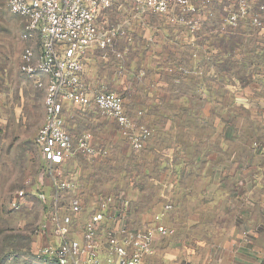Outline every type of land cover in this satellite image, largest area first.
<instances>
[{
  "label": "crops",
  "instance_id": "crops-1",
  "mask_svg": "<svg viewBox=\"0 0 264 264\" xmlns=\"http://www.w3.org/2000/svg\"><path fill=\"white\" fill-rule=\"evenodd\" d=\"M206 23L194 34L179 26L163 29L168 46H160L164 34L159 32L154 37L158 45L112 46L105 50V57L103 50L91 46L83 59L82 78L88 91L103 92L96 90V84L107 85L112 73L118 72L117 90L127 112L151 130L142 149L148 159L156 157L160 168L140 174L164 188L162 207L141 213L136 198L144 190L116 191L128 203L124 224L146 228L162 223L172 229L168 235L154 237L152 252L142 264H264V80L259 76L264 46L210 42L215 31ZM257 30L264 39V29ZM242 60L248 66L257 65L256 77L250 71L240 72ZM130 72L136 76L133 82L126 80ZM5 96L6 92H0V116L6 117L0 121L7 131L10 123L13 131L15 110L1 101ZM66 129L74 140L75 135ZM4 143L8 147V140ZM71 162L73 156L62 168L76 188L61 192L57 200L50 177L40 174L34 183L29 178L23 182L30 198L25 196L16 212L8 206L15 192L5 193L0 187V261L35 253L39 246L57 245L60 238L52 235L48 210L56 204L63 215L64 204L68 206L74 196L80 197L84 209L77 213L68 209L67 237L81 238L80 229L101 194L84 195L77 170L68 168ZM8 171L0 170V182ZM167 205L170 208L165 210ZM162 212L156 222L154 216ZM116 216L108 223H116ZM33 223L30 235L27 229ZM17 233H29L26 244H16Z\"/></svg>",
  "mask_w": 264,
  "mask_h": 264
},
{
  "label": "built area",
  "instance_id": "built-area-1",
  "mask_svg": "<svg viewBox=\"0 0 264 264\" xmlns=\"http://www.w3.org/2000/svg\"><path fill=\"white\" fill-rule=\"evenodd\" d=\"M6 0L9 11L25 20L21 37L29 45L21 52L19 70L32 78L44 91V122L34 141L49 167L54 187V199L61 192L76 186L63 164L76 152L96 157L105 151L91 146L87 134L73 140L66 129L64 106L66 102L81 107L93 106L102 115L111 118L133 150H141L151 135L150 128L127 112L123 97L115 92L88 91L82 78L84 56L88 48L97 46L106 51L117 36L125 34L119 26L100 30L98 16L115 5L126 4L135 17L161 15L170 26L182 27L187 33H198L206 20L215 17L213 7L223 5L224 13L218 18L219 28H235L249 17L258 30L264 29V1L259 14L250 16L249 0ZM119 56V54H117ZM259 76L264 80V59ZM142 117V112H137ZM25 189L17 190L8 206L19 210L25 198ZM96 209L81 228V238H68L71 217L59 215L57 205L48 213L52 235L60 238L57 245L39 246L36 259L44 264H142L152 252L156 235L165 236L172 229L162 223L146 228H130L122 222L128 203L118 193L97 198ZM71 212L82 209L80 197L68 203ZM170 206H165V210ZM116 223L109 224L113 215ZM163 212L154 216L155 221Z\"/></svg>",
  "mask_w": 264,
  "mask_h": 264
},
{
  "label": "rangeland",
  "instance_id": "rangeland-1",
  "mask_svg": "<svg viewBox=\"0 0 264 264\" xmlns=\"http://www.w3.org/2000/svg\"><path fill=\"white\" fill-rule=\"evenodd\" d=\"M263 1L249 0L250 16L259 14V4ZM228 3H233V0ZM222 6L213 7L215 17L207 20L206 23L208 28L212 29L211 32L215 31L210 35V42L213 40L215 43V40L218 39L219 44L223 46H264V39L256 33V28L249 22V17L242 20L235 30L219 28L217 20L224 13ZM262 19L264 20V17ZM111 25L119 26L125 31V34L115 38L112 46H155L158 44L156 41L154 42V37H158L159 32L164 34L162 30H167L170 27L167 20L161 15L148 14L140 18L135 17L126 4L115 5L104 10L98 16V29L105 30ZM24 26L25 20L9 11L6 0H0V92H6L5 100L1 101L6 103L9 110H15L13 131H10V123L7 131L3 126L5 122L0 121V150L2 152L0 153V170L9 168L8 176H5L0 182V187L6 191L5 193L9 189L11 193L21 189L23 182L28 178L34 183V178L38 174L49 178L50 173L49 167L42 160L41 152L34 141L39 127L44 122V91L35 85L32 78L19 70L21 52L29 45V42L21 37ZM213 26H215V30ZM165 34V37L163 36L164 45L160 44V46H168L166 40L168 36ZM198 37L195 35L196 41ZM243 56L241 55L240 58L247 59ZM242 61L244 62L240 66V72L245 74L250 71V75L256 77L258 75L257 65L248 66L244 64L245 60ZM130 74L131 76L128 75L125 78L129 82H133L136 76L131 72ZM119 78H121V74L113 72L107 85L97 83L96 90L111 91L121 95V91L117 90ZM22 103L24 105H21ZM5 118V115L0 116V120H6ZM64 118L67 128L75 135L74 140L81 134H87L91 146L105 151V154L98 155V158L76 152L73 155L74 162L68 165V168L77 170L78 177H80L79 188L85 196H90L93 192L104 196L119 190L132 193L134 188H139L144 190V193L136 198V200H140L138 209L142 211L141 213L158 211L162 207L165 200L164 188L155 185L152 179L141 177L140 174L144 169L149 170L153 167L157 170L160 168L156 157L148 159L147 152H144L143 149L133 150L115 122L102 115L93 106L79 108L66 102ZM4 140H8V147ZM5 152H8V157L5 156ZM9 161L13 162V168ZM161 194L162 196H160ZM25 196L30 198L27 191ZM65 200L66 198L63 199V201ZM68 209L69 206L64 204L63 211L67 213L65 215H69L70 209ZM83 209L82 204L81 211ZM59 210L57 213L62 215ZM50 211L49 209L48 213ZM33 216L36 219L37 214L35 213ZM35 225L36 223H33L27 229L30 235L34 234ZM27 234L17 233L15 235L16 244H26ZM0 264L44 263L36 259V253L30 251L24 256L16 255L14 259L0 261Z\"/></svg>",
  "mask_w": 264,
  "mask_h": 264
},
{
  "label": "trees",
  "instance_id": "trees-1",
  "mask_svg": "<svg viewBox=\"0 0 264 264\" xmlns=\"http://www.w3.org/2000/svg\"><path fill=\"white\" fill-rule=\"evenodd\" d=\"M171 27V26H170Z\"/></svg>",
  "mask_w": 264,
  "mask_h": 264
}]
</instances>
